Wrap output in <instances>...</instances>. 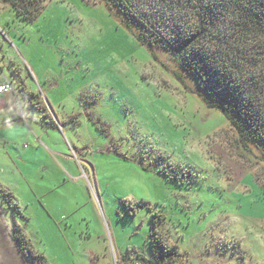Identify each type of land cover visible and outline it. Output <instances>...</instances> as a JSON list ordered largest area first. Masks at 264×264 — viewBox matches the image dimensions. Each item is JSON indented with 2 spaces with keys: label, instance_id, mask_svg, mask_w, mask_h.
<instances>
[{
  "label": "rangeland",
  "instance_id": "rangeland-1",
  "mask_svg": "<svg viewBox=\"0 0 264 264\" xmlns=\"http://www.w3.org/2000/svg\"><path fill=\"white\" fill-rule=\"evenodd\" d=\"M0 68L7 264H35L16 233L49 264H132L154 214L176 264H264L262 150L170 50L99 0H46L30 22L0 3Z\"/></svg>",
  "mask_w": 264,
  "mask_h": 264
},
{
  "label": "trees",
  "instance_id": "trees-1",
  "mask_svg": "<svg viewBox=\"0 0 264 264\" xmlns=\"http://www.w3.org/2000/svg\"><path fill=\"white\" fill-rule=\"evenodd\" d=\"M46 0H0L26 21ZM120 15L136 38L172 52L196 78L210 107L218 108L236 130L240 144L264 156V0H99ZM35 105V94L21 88ZM36 108V106H35ZM11 202V193L3 190ZM12 205L13 202H11ZM154 214L149 256L140 264H176L179 251L161 236ZM12 237L35 264H49L31 250L22 234ZM125 261V257L123 256Z\"/></svg>",
  "mask_w": 264,
  "mask_h": 264
},
{
  "label": "built area",
  "instance_id": "built-area-1",
  "mask_svg": "<svg viewBox=\"0 0 264 264\" xmlns=\"http://www.w3.org/2000/svg\"><path fill=\"white\" fill-rule=\"evenodd\" d=\"M9 91H14L13 83L9 79H7V77L3 74L0 68V93H5ZM134 264H140V263L134 262Z\"/></svg>",
  "mask_w": 264,
  "mask_h": 264
},
{
  "label": "crops",
  "instance_id": "crops-1",
  "mask_svg": "<svg viewBox=\"0 0 264 264\" xmlns=\"http://www.w3.org/2000/svg\"><path fill=\"white\" fill-rule=\"evenodd\" d=\"M10 92V91H9ZM8 92H5V93H0V95H4V94H7ZM4 252H2L1 248H0V264H7L8 261L5 260V253L3 254ZM123 258V256H121ZM16 258V257H15ZM14 258V260H15ZM123 260V259H122ZM137 260V259H136Z\"/></svg>",
  "mask_w": 264,
  "mask_h": 264
}]
</instances>
